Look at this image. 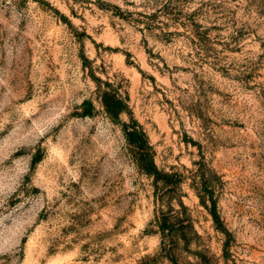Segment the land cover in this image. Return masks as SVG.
I'll use <instances>...</instances> for the list:
<instances>
[{
    "label": "rangeland",
    "instance_id": "obj_1",
    "mask_svg": "<svg viewBox=\"0 0 264 264\" xmlns=\"http://www.w3.org/2000/svg\"><path fill=\"white\" fill-rule=\"evenodd\" d=\"M92 76L177 185L140 170ZM169 258L264 264V0H0V264Z\"/></svg>",
    "mask_w": 264,
    "mask_h": 264
},
{
    "label": "trees",
    "instance_id": "obj_2",
    "mask_svg": "<svg viewBox=\"0 0 264 264\" xmlns=\"http://www.w3.org/2000/svg\"><path fill=\"white\" fill-rule=\"evenodd\" d=\"M85 62L86 60L84 58V63ZM92 79L98 87L99 100L104 112L113 123L120 125L124 138L133 151V157L136 164L143 173L153 178L156 190L158 189L159 184L164 187L174 184L177 185L179 183L177 173H167L160 171L157 168L154 162L153 150L149 142L148 136L142 126L132 117L130 108L127 104V98L123 96L120 91L114 88L110 82H102L99 78H96L95 76H92ZM87 109L88 113H90L92 109L91 104H88ZM122 115H127L130 121L122 122ZM200 201L202 205L207 209L216 229L227 235V230L223 227L222 221L217 212L215 200L210 197L209 205H207L204 199L201 197ZM179 205L183 209H185V206L182 204V202H180ZM156 223L162 237L163 247L164 249H166L165 245L171 237L168 215L161 212V215L158 216L156 219ZM169 260L173 264H176L173 258H169Z\"/></svg>",
    "mask_w": 264,
    "mask_h": 264
}]
</instances>
